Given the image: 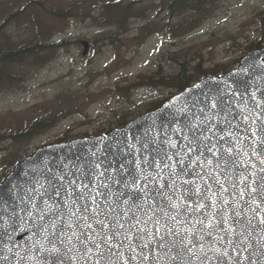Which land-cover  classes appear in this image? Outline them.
Wrapping results in <instances>:
<instances>
[{"label":"snow or ice","instance_id":"6c2138e0","mask_svg":"<svg viewBox=\"0 0 264 264\" xmlns=\"http://www.w3.org/2000/svg\"><path fill=\"white\" fill-rule=\"evenodd\" d=\"M250 99L253 108L245 100L240 115H233L223 93L198 99L199 114L187 113L183 122L173 118L170 125L179 127L162 126L165 138L146 139L144 149L156 147L143 156L128 159L140 149L127 145L132 151L119 164L118 178L109 175L111 163L85 160L75 171L50 169L43 182L33 177L26 189L17 185L24 192L20 211L32 223L30 246L16 253L17 264H209V252L225 264L228 248L236 253L234 264H243L248 257L241 252L252 235L247 230L264 233V96L253 91ZM208 100L216 115L224 113L222 127L210 124L215 116L206 114ZM180 133L182 141L171 139ZM249 133L252 144L246 143ZM5 237L11 239L6 228L0 244L12 252ZM34 251L56 259H38Z\"/></svg>","mask_w":264,"mask_h":264},{"label":"rangeland","instance_id":"374dc122","mask_svg":"<svg viewBox=\"0 0 264 264\" xmlns=\"http://www.w3.org/2000/svg\"><path fill=\"white\" fill-rule=\"evenodd\" d=\"M129 1L141 16L123 17ZM208 10L171 15L165 0H0V47L16 49L0 81V183L40 147L103 136L179 94L149 82L165 84L182 66L195 80L220 76L264 46V0H217ZM119 19L125 29L112 42ZM52 115L55 126H34Z\"/></svg>","mask_w":264,"mask_h":264},{"label":"water","instance_id":"95a60500","mask_svg":"<svg viewBox=\"0 0 264 264\" xmlns=\"http://www.w3.org/2000/svg\"><path fill=\"white\" fill-rule=\"evenodd\" d=\"M82 45L85 48L83 55L90 56V44L82 41ZM240 63L241 67L238 70L227 73L222 77L207 78L197 84L199 87L195 85L185 89L159 109L128 123L124 129L112 130L101 137L45 146L18 164L8 178L0 184V215H3V220H0V235L3 234L6 228L11 239L8 240L6 237L5 239L8 247L12 248V252H8L0 244V264H17L18 257L16 253L24 255L26 247L30 246L27 242L32 237L31 219L28 218L26 211H20L21 208L25 207L20 203V197L24 195V192L18 189L17 185L26 189L29 186L28 182L32 181L33 177L43 182V177L50 174V169L59 172L75 171L73 166H83L85 160H96L101 162L103 166L111 163L109 175L118 178L121 171L119 164L124 161L126 154L132 151L127 145H134L136 149H140V152L128 156V159L135 160L136 156H143L156 147V144H152L148 149H144L142 145L146 139L151 137L159 143L161 139L165 138L161 133V127L169 126L173 118L176 121L183 122L187 113L197 112L199 114V108L203 105L198 103V99L202 100L205 95L212 97L223 93L224 101L232 105L233 115H240L241 109L245 107V100L248 101L247 109L251 110L253 103L250 99V93L256 91L258 98L264 96V93L259 91L264 89V49L250 52L240 60ZM186 100L188 101L187 105L185 104ZM207 104L206 114L210 117L215 116V119L210 120V124L222 127L223 125H219L218 122L224 118V113L221 112L220 115H216L218 110L211 109V100H208ZM250 114L249 111L243 113V115ZM237 122L233 121L234 124ZM170 126L179 127L180 124L172 123ZM241 127L243 128L245 125L241 124ZM158 133L161 134L158 135ZM183 135L184 133L173 135L171 139L180 142ZM248 135L250 139L246 143L252 144L254 138H251L250 133ZM213 142H216L215 138ZM92 152H95L96 155L92 156ZM253 162H256L255 158H253ZM103 170L102 167L101 171ZM35 186L38 190H42L39 184ZM34 201L38 202L39 197L35 196ZM17 205L18 207H15ZM14 207L16 215H13ZM30 207L28 205V208ZM4 208L7 209L6 212L3 211ZM17 216L22 217V219H17ZM247 231L252 232V235L246 241V246L250 245L247 247V251L241 252V258L248 257L247 260H243V264H253V262L254 264H264V233L260 232L259 229L256 231L248 229ZM46 246L51 247L50 245ZM217 246L219 247V245ZM227 250L230 255L225 258V264H234L236 253L231 248ZM122 251L126 252L127 255H131L126 248ZM31 255L38 259L47 256L46 253L35 251ZM208 255L211 257L209 264H219L216 253L209 252ZM4 256H7L8 259H3ZM47 259L54 261L56 257L47 256ZM28 264H36V262L33 260ZM64 264H70V262L65 260ZM78 264H83V262L80 261Z\"/></svg>","mask_w":264,"mask_h":264},{"label":"trees","instance_id":"16d2710c","mask_svg":"<svg viewBox=\"0 0 264 264\" xmlns=\"http://www.w3.org/2000/svg\"><path fill=\"white\" fill-rule=\"evenodd\" d=\"M215 1L217 0H165L166 6L171 14H176V13H181V12H184V13L194 12V13L202 14L205 16H207L209 13L208 6L212 5ZM116 5H119V4H116ZM135 5L136 4L134 2L129 1L128 7L125 8L124 10L125 14H123V17H127L130 19V18L141 16L140 14H137L136 11L134 10ZM105 6L115 7L114 4H107ZM102 8L104 10H109L103 5H102ZM125 22H126V19L124 20L119 19L116 22V24L119 26L120 31L117 34H112L111 36H108L109 39L112 40V42L114 41V39H119L120 32L124 31L125 29V26H123ZM8 47H9V43L7 44L4 43L0 47V79H1V74H4L6 70L7 61H8L6 56L9 50ZM39 51L40 50L38 47L37 52ZM194 81L195 79H193V77L187 74L186 67L182 66L180 73L176 77H173L170 81L166 82L165 84L149 82L148 85L154 88H158L163 85H166L168 86V88H175V89H178V91H182L185 88L189 87ZM39 125L47 126V128H49L52 126V119H47L41 122H37L34 126L38 127Z\"/></svg>","mask_w":264,"mask_h":264}]
</instances>
